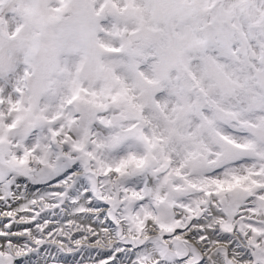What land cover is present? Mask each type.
<instances>
[{"label":"snow or ice","instance_id":"snow-or-ice-1","mask_svg":"<svg viewBox=\"0 0 264 264\" xmlns=\"http://www.w3.org/2000/svg\"><path fill=\"white\" fill-rule=\"evenodd\" d=\"M0 264H264V0H0Z\"/></svg>","mask_w":264,"mask_h":264}]
</instances>
